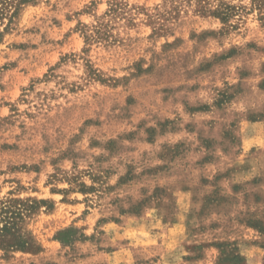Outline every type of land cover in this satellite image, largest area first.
<instances>
[{"label": "rangeland", "instance_id": "obj_1", "mask_svg": "<svg viewBox=\"0 0 264 264\" xmlns=\"http://www.w3.org/2000/svg\"><path fill=\"white\" fill-rule=\"evenodd\" d=\"M10 192L49 203L0 264H264V0L26 5L0 43Z\"/></svg>", "mask_w": 264, "mask_h": 264}, {"label": "trees", "instance_id": "obj_2", "mask_svg": "<svg viewBox=\"0 0 264 264\" xmlns=\"http://www.w3.org/2000/svg\"><path fill=\"white\" fill-rule=\"evenodd\" d=\"M36 2L37 0H0V43L14 28L22 9ZM123 10V4L116 1L112 3L108 14L115 18L124 14ZM214 13L225 21L231 16L227 7ZM48 203L47 200L15 197L13 192L0 198V249L6 254L15 250L38 251L40 247L26 231V220Z\"/></svg>", "mask_w": 264, "mask_h": 264}]
</instances>
